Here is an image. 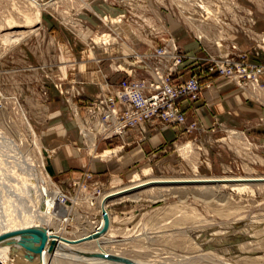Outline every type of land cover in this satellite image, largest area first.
I'll return each mask as SVG.
<instances>
[{"label":"rangeland","instance_id":"374dc122","mask_svg":"<svg viewBox=\"0 0 264 264\" xmlns=\"http://www.w3.org/2000/svg\"><path fill=\"white\" fill-rule=\"evenodd\" d=\"M145 1L151 12L140 0H0V214L3 213V220L7 217L5 201L9 204L18 193L19 199L17 196L13 199H18L16 203L21 205L24 201L20 199L19 188L26 187V183H37L26 166L16 165L20 152H30L31 166H37L33 169L37 168L35 171L46 182L45 192L57 191L59 197L62 191L70 199L67 204L70 220L63 223L70 237L94 229L102 219L97 207L93 209L86 204L88 200L130 185L135 175L145 169L160 178L264 177V93L254 87L258 84L264 89V75L257 81L245 77L230 84L241 101L255 105L259 114L246 111L240 124L233 126L216 119L209 127L198 121L186 122L180 126L184 140L170 144L166 154L160 157L135 164L120 178L109 175L100 181L90 171V163L106 162L119 152L99 145L122 138L104 141L97 137L90 147V137L81 135L82 130L91 131L93 123L89 124V119H96V111L91 110L94 106H89L106 90L118 85L112 84L125 75L124 70H132L134 78L148 77L140 62L131 58L129 48L142 54L154 52L153 48L164 46L170 39L179 45L177 29L171 30L169 23L193 40L189 26L179 19L180 14L172 4L174 0ZM206 1L209 0H195L193 15L200 20L198 24H208L211 15L217 14V22L230 27L223 32L221 40L230 58L242 57L248 63L264 66V0H210L214 8L220 6L218 12H208L204 7ZM101 14L112 15L114 20L122 16L123 21L112 26L109 21L102 22ZM221 26L214 24L211 28L221 35L216 30ZM90 27L93 29L88 32ZM207 29L209 33L212 31ZM104 36L109 40L107 52L98 41ZM197 44L200 52L210 54L208 46ZM219 47L225 51L223 46ZM214 56L223 57L218 52ZM94 58L106 60L97 63ZM194 65L200 68L195 72L205 71L208 62L200 60ZM212 78L215 81L220 77ZM253 105L250 106L255 108ZM192 124L194 127L190 129ZM62 156L71 162L69 169L50 173V162ZM82 159L89 163L86 168L80 164ZM141 177L147 178L143 174ZM227 183L192 182L159 187L153 193L148 192L150 196H164L157 200L142 193L144 189L148 191L146 187L135 191L144 195L139 201L122 199L110 203L112 222L104 247L132 261L148 260L153 264H264V185ZM169 188H172L170 192ZM50 229L53 233L54 228ZM91 246L87 249L94 251L96 246ZM19 248L13 249L12 254L19 255ZM62 259L47 264H88L76 262L78 259Z\"/></svg>","mask_w":264,"mask_h":264},{"label":"bare ground","instance_id":"6f19581e","mask_svg":"<svg viewBox=\"0 0 264 264\" xmlns=\"http://www.w3.org/2000/svg\"><path fill=\"white\" fill-rule=\"evenodd\" d=\"M140 1L145 6V8L147 10H149L148 12L152 11L149 9V7L146 3L147 1H145V0H140ZM174 1H175V3L172 1V4H175L176 10L180 14L179 19L182 21V24H186L189 26V32L191 33L193 38L201 44L207 39L206 33H205V31H203L204 30L203 28L208 27V26L211 27L214 24H216V26L223 25L222 23L220 24L217 22V19H218L217 14L211 15V21H209V23H208L209 25L206 23L198 24L200 22V20L198 18L194 17V15H193V10L196 8L195 4H194L195 0H193V1H191V0H183V1L174 0ZM204 7L208 12L212 11V10L218 12L219 8H220L219 5H217L214 8L213 7V1H210V0L205 2ZM164 8L166 10H168L165 6H164ZM220 20L224 21V20H226V18H224V20L223 19H220ZM103 21L104 22L109 21L112 26H119L117 24H119V22H122L123 20H122V16H118L117 18H115V20L113 19V17L105 16L103 18ZM163 27H164V25H163ZM227 28H230V27L227 25L226 26L223 25L221 27H216L217 31H221V35L218 33V39L215 40V42H214L217 47L222 46L221 40L224 39L222 34ZM170 40H171L173 45L168 40L166 41V44H164V45L169 48V51L165 53L166 56H164V57L158 56L156 54V51L159 48H153L154 52H148L147 51V52H143L142 54H139V53L134 51L133 56H131V58L136 59L140 62V65H141L140 68L142 70H145L148 73V77L134 78L133 77V71H130V72H127V77L123 78L118 83V85L119 84L121 85L122 83L128 84L132 80H136V82L138 84H140L143 89L150 91L153 88V85L151 83H159L160 81L164 80L165 82H168L170 85H172V84H177V83L184 82V81L188 80L192 75L190 77H188L187 79L177 80L178 74L181 72L183 66L188 62L196 63L197 61H200V60H206V61L209 60V61L216 62L220 66V68H222V69H226V68H228L229 64H233V61L231 60L229 53L225 54V51L222 52V56H223L222 58H217L214 55H210L207 53L205 54L206 55L205 57L199 58V57L189 55L188 53L184 52L180 48V46L177 44L175 39H170ZM102 41H106V42H104L102 44ZM107 41H109V40L105 36L99 40V42H101L100 44L103 46L108 44ZM186 57H187V59H186ZM193 58H195V59H193ZM174 59L182 61V64L179 66V68L176 71L171 72V74H170V69L172 68L171 62ZM217 60H219V61H217ZM249 64L254 65V66H259V64L256 62H249ZM199 69L200 68H197V70H199ZM202 71L203 70L201 69L200 71L195 72L193 74H197L200 78V82L203 84V83H205L204 80H207L208 78L206 77V75L204 76L202 74ZM213 76H216V75L212 74L211 76H209L211 78V83H208V86L202 85L199 97H200L202 90L204 88H207V89L212 88L213 83H214L213 82L214 80L212 78ZM147 78H148V81L146 80ZM221 79H225L227 81L234 82V83L239 82L237 76L234 74L230 75V76H224V78H221ZM118 85H116L115 87H117ZM115 87H113V89ZM254 87H255L257 92H263L264 93V89H261L258 86V84L254 85ZM118 88L119 87H117L115 89H118ZM125 89H127L132 96H135L134 93L129 90V87H127ZM108 91L106 90L104 92V94H102V95H109V94L114 93V90L111 93H107ZM197 100H195V101H197ZM183 101H189V100L180 99L178 102L180 104ZM195 101H191V102H195ZM135 102L140 104V102H138L137 100H135ZM93 106L95 107V111H96V119L105 120L106 122L102 123V124L108 126V128L104 125H100L99 127H97V125L92 124V128L90 129L91 130L90 132H89V130L84 131V133L86 134V137H90V139L88 140L90 143V147H93L92 146L93 139L96 141L97 137H101L104 141H107L109 139V137H108L109 132L118 133V128L120 126L119 121L116 118H114L113 115L107 109V107L103 106L98 100L95 102V104H93ZM133 109L134 108H132L130 106H128L126 108L118 107L119 114L122 115L124 113L125 115L123 116V118L126 121L129 119V116L133 114ZM137 115H139L140 118H143L145 116L150 118L148 120V124L147 125L144 124L142 126L143 129H141L140 126L129 128V129H127V132L122 133L121 135H118L119 138H122L128 132H136L138 134L144 135L147 132L148 128L156 127L158 125L155 121H152L151 117L149 116V108L146 106L138 109ZM184 123L186 124L185 120H184ZM177 125L182 126L183 123H180ZM173 126H176V125H173ZM28 128H29V126H28ZM94 128H96V130H94ZM109 140H113V138L109 139ZM31 143H32V141H31ZM15 153H17V152H15ZM19 155H21L20 159L14 157L16 160L17 159L19 160V161L14 160L15 163L17 162L16 165L20 166V167L26 166L28 168V170L30 171L31 175L34 177L33 180L35 179L37 183H33V184L26 183V187L22 186V189L19 188V190L21 192V196L19 195L21 197L20 199L24 201L23 203H21V205L16 203L17 200L19 199L18 193H16L17 194L16 196L18 198L16 201H14L16 199L15 198L16 196L13 194L14 192L12 194L15 196V197L13 196V198H15V199L10 197L13 202L11 201L12 203L8 202L9 204H6L8 200L5 201V204H4L5 206L3 208H5L7 211L4 213V215L6 214L7 217H6V220H3V218H4L2 215L3 213L0 214V234L3 232H11V231L17 233V231L22 232V231L29 229V228L36 229L39 227H43L46 230V232H45L46 237H45V242H44L45 247H44L43 251L41 252L42 254L39 257L37 254H35L34 250H31V249L26 250L24 248L23 245H24V242L27 240V238H24L21 236L19 238L17 237V238H13V239H8L6 241H2V242H0V263L1 264L2 263L3 264L4 263H6V264H47L49 262H52V263L55 262L58 258H63V259L67 258V259H71V260H74V259L79 260L80 259L79 261L78 260L77 261L74 260V261H76V262H80V261L81 262H87L88 264L89 263H92V264H96V263H98V264L99 263L128 264V263H124L121 261L111 260V259H108L107 257L103 256L104 254H107V255H114V256L126 258L124 256V254H120V253L114 252V251H113L114 252L113 253L112 251H110L106 247H104L105 241L107 240L108 235L110 233L109 228L111 227L110 224L112 222L111 214H110L109 209H108V205L110 203H112L116 200H122V199H129V200L131 199L134 201H139L140 198L141 197L143 198V196L146 193H148V192L153 193L156 189H159V187L164 188V186L170 187L171 185L176 186V185L188 184V183H192V182H194V184L198 183V184H208V185H220L223 182H229V183H227L229 185L241 184V185H235V186H242V185H246V184H263L264 185V177L160 178V177L152 176L150 169H145V170H143L142 174L144 176H147L146 179H143L141 177L142 174H136L134 177V180L132 181V183L130 185H127L125 187L123 186L119 189L112 190L106 194L104 193L105 195L102 194L99 199L93 198V199L88 200V202L86 204L89 206L91 205L92 208H93V206H95V208L97 207L96 209H98L100 211V213L102 214V216H101L102 219L97 224V226L95 225L94 229H92L90 231H84L81 234L77 235L76 237L75 236L70 237V236H68V234L64 230L65 227H63L64 226L63 223L65 221L67 222L70 220L69 217L64 218L65 220H63V216H66L68 213V208L62 206L61 204H59V202H57V200H59L60 198H65L66 196L60 190L59 191L61 194L59 197H58L57 191L49 192V193L45 192L46 182L44 181V179L41 176L39 177V175H38L39 172L35 171L37 168L33 169L34 167H37V166H33V167L31 166V161L33 159L30 160V158L32 157V156L30 157V152L29 153L28 152H25V153L20 152ZM22 156L24 157L23 159H22ZM34 164H36V163H34ZM12 166H14V164ZM16 171L17 170H15L14 172L16 173ZM19 172H18V175H20ZM15 173H14V175L16 176ZM35 173H36V176H35ZM23 174L24 173H22V176H23ZM22 176H21V178L23 179ZM13 178H15V177H13ZM21 178L19 179L20 181H21ZM25 178H26V176L24 177V179ZM41 181H43V182H41ZM215 181H219V182H215ZM234 181H237V182H234ZM246 181H248V182H246ZM23 183H25V182H23ZM15 185H16V183H15ZM9 187H10V185H9ZM146 187H149L150 189L147 188L148 191H146L144 189L145 191L144 190L142 191V193H144V195L142 193H141V195H140V193L139 194L135 193V191L137 192L138 189L146 188ZM151 187H154V188H151ZM170 189H172V188H169L168 192H170ZM239 190H241V189H239ZM157 191H159V190H157ZM16 192H17V190H16ZM7 195L9 196V194H7ZM147 195L150 198L156 199V200L164 198V196H162V195L155 196L153 194L150 196L149 193ZM103 212H105L106 215L103 216ZM56 213H58L59 217H58V215H56ZM39 215L41 217H39ZM32 218L34 219V221H32ZM48 218H50L53 221L55 219L56 220L54 222H52ZM35 219H37V220L35 221ZM38 220H40V222ZM52 227L54 228L53 233L50 229ZM91 245L96 246V247H94V251L92 248H90L92 250L87 249ZM18 246L20 247L19 248L20 249L19 255H17L18 253L12 254L13 249H15V250L18 249ZM93 246H91V247H93ZM92 251H93V253H92ZM94 252L102 254V256H95ZM47 255H49V256H47ZM58 261L59 260H57V263H58ZM64 261H66V260H64ZM68 261H70V260H68ZM133 262L135 264H153L152 261H148V260L147 261H145V260L134 261L133 260ZM68 263H70V262H68Z\"/></svg>","mask_w":264,"mask_h":264},{"label":"crops","instance_id":"0c3cea01","mask_svg":"<svg viewBox=\"0 0 264 264\" xmlns=\"http://www.w3.org/2000/svg\"><path fill=\"white\" fill-rule=\"evenodd\" d=\"M100 16L103 20V18L108 15L101 14ZM108 17L113 16L109 15ZM169 24L171 30L177 29V41L184 51L189 52L191 55L199 58H203L206 56V53L203 54L199 51V46L194 38L192 40L187 34H185L182 29L179 30L180 28L178 29L176 25H173L171 23ZM207 28H210L212 30V28L209 26ZM207 28H203V31H205L206 33L207 39L202 43V45L209 47L208 50L210 55H214L216 52L222 54L223 49L217 47L214 43L215 40L218 39V34H216L213 30L209 33ZM91 29L93 28H88V32H90ZM115 29L120 30L118 29V27H115ZM99 40L100 39H98V41ZM94 43L96 44V42ZM101 46L103 47V50L105 52H107L110 47L108 44ZM222 46L224 47V45ZM129 49L133 54V51L135 50L132 48ZM224 49L225 54H228V48L225 46ZM102 59L106 60L104 58H94L93 61L99 63V61H102ZM198 62L200 63V61ZM196 69L197 67L194 65V63H186L184 68H182L181 72L178 74L177 80L187 79L188 77L186 76H189L190 73H194ZM130 71L132 70L129 69L128 72ZM120 72H122V70H120ZM124 74L125 75H123L121 79L127 77V71L124 70ZM121 79H119L118 81H116L117 83L112 85L115 86ZM220 79L221 78H218L214 81L211 89L204 88L197 101H183L180 103V107L183 110L185 121L187 122V124L198 121L201 125L209 127L216 119L219 122H223L233 126L240 124L241 117L245 114L246 111L258 112V114L260 113L255 105L241 101L235 88L230 85L234 83L226 82L227 80L225 79ZM87 92L90 93V90L88 89ZM85 97L89 99L88 96ZM250 105H253L255 108ZM139 136H141V139ZM184 138L185 134L183 133V127L180 126H173L168 128L151 127L148 128L147 132L144 135L138 134L136 132H128L120 140L114 141L113 143L105 142L99 145L102 148L118 149L119 152L117 156L112 157L106 162L95 161L90 164L85 162V159H82L80 164L83 166L89 164L88 166L91 169L90 171L97 175V178L100 181H105L104 178L109 175H111L112 177L120 178L121 176H124L127 169L132 170L135 164H142L145 161H149L150 158H154L155 156L160 157L161 155L166 154V150H168V146H170V144L181 142L182 140H184ZM70 165L71 162L63 157L62 159L58 158L53 162H50V166H48V169L50 173L52 172L54 174H58L61 171H67ZM86 167L87 166H85L84 168Z\"/></svg>","mask_w":264,"mask_h":264},{"label":"built area","instance_id":"2783aa9c","mask_svg":"<svg viewBox=\"0 0 264 264\" xmlns=\"http://www.w3.org/2000/svg\"><path fill=\"white\" fill-rule=\"evenodd\" d=\"M168 41L172 44L171 40ZM168 51L169 48L164 45L156 51V54L158 56L164 57L166 56L165 53ZM231 60L233 61V64H229L228 68L226 69L220 68V66L216 62L207 60L208 65L205 67V71H202V74L204 76L206 75L208 79L203 84L200 82L199 76L197 74H193L188 80L177 84L170 85L164 80L160 81L159 83H151L153 85V88L148 91L143 89L142 86L136 82V80H132L128 84H119L117 86L119 87L118 89H115L117 88L115 87L111 91L107 92L111 93L114 90L113 94L100 95L96 100H98L103 106L107 107L113 117L116 118L120 123L118 133L109 132V139L119 138L118 135L127 132V129L132 127L140 126V128L143 129L142 126L144 124L147 125L150 118H148L147 116L140 118L137 113L138 109L145 106L149 108V116L151 117L152 121H155L158 124L157 127L165 128L180 123H183L184 125L185 117L178 101L180 99L189 101L197 100L201 92L202 85L208 86V83H211V78L209 76H211L212 74H215L221 78L234 74L237 76L238 80L245 77H251L255 81H257L258 78L264 75V66L250 65L249 63L244 61L242 57H239L238 60ZM181 64L182 61L174 59L171 62L172 68L170 69V74L171 72L176 71ZM146 80L148 81V78ZM127 87H129V90L132 91L136 97L132 96L129 91L125 89ZM135 100L140 102V104L136 103ZM92 105L93 103L89 107H91ZM128 106L134 109L133 114L130 115L129 119L126 121L123 118L125 114H119L118 107L126 108ZM91 110L95 112L94 107L91 108ZM105 122L106 121L102 119H89V124L93 123L94 125H97V127H99L100 125H104L102 123ZM106 127L108 128V126ZM193 127L194 124L189 126L190 129H192ZM96 128H94V130H96ZM86 129H88V127ZM81 135L86 136L83 130L81 131ZM87 178H91V175H87ZM94 195L99 196L101 194H99L98 192H94ZM57 202L67 208V204L70 202V199L60 198L59 200H57ZM67 215L63 217V220H65L64 218H68Z\"/></svg>","mask_w":264,"mask_h":264},{"label":"water","instance_id":"95a60500","mask_svg":"<svg viewBox=\"0 0 264 264\" xmlns=\"http://www.w3.org/2000/svg\"><path fill=\"white\" fill-rule=\"evenodd\" d=\"M106 215L105 212H103V216ZM19 232V233H18ZM46 230L43 227H39L36 229H26L22 232L17 231V233L15 232H3L0 234V242L2 241H6L8 239H13V238H19V237H24L27 238V240L24 242V248L26 250H34L35 254H37L39 257L42 254L41 252L43 251L44 247H45V234ZM95 256H102V254L99 253H95ZM103 256L107 257L108 259L111 260H115V261H121L124 263H128V264H135L132 260L128 259V258H124V257H118V256H114V255H107L104 254Z\"/></svg>","mask_w":264,"mask_h":264}]
</instances>
